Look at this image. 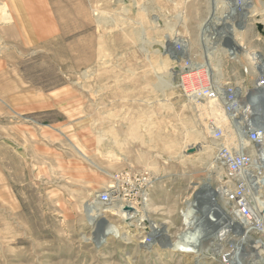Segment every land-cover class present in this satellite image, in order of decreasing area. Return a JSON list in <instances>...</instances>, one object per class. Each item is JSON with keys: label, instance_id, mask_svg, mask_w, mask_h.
<instances>
[{"label": "rangeland", "instance_id": "obj_1", "mask_svg": "<svg viewBox=\"0 0 264 264\" xmlns=\"http://www.w3.org/2000/svg\"><path fill=\"white\" fill-rule=\"evenodd\" d=\"M252 4L234 36L264 52V0ZM224 5L0 0V264H189L159 235L144 243L120 214L107 215L119 234L99 243L88 208L114 175L149 173L148 210L134 223L165 226L172 243L185 227L181 211L205 182L216 187L211 115L177 86L173 57L183 51L163 46L184 37L202 60L211 37L201 28ZM232 52L238 59L223 56L222 73L236 82L250 62Z\"/></svg>", "mask_w": 264, "mask_h": 264}, {"label": "built area", "instance_id": "obj_2", "mask_svg": "<svg viewBox=\"0 0 264 264\" xmlns=\"http://www.w3.org/2000/svg\"><path fill=\"white\" fill-rule=\"evenodd\" d=\"M235 1L240 3L244 0ZM225 3L227 5L224 6H227L228 9L225 14H231L226 18L232 19L229 24L234 26V33H236L238 28L235 23L238 24L243 20L242 15L238 12L242 6H237V9L232 10L231 4L226 1ZM204 27L203 24L201 30L211 39L209 42H203L202 60L197 61L192 58L190 43L184 37H178L183 39V43L176 42L178 38L174 41H167L163 49L170 54L184 51L173 57L175 66L178 68L177 86L181 92L192 101L212 100L215 104L218 103L228 118L226 121H229L230 127L227 126V128L228 133L232 134L231 140H226L220 129L212 133L213 139L217 141L211 164V171L217 174L216 187L214 188L216 195L211 197L212 203H218L226 208L234 219L255 222L256 224L253 226L255 233L262 236L264 235V231H262L264 225L261 226L257 223L260 214L257 216L256 213L260 210L264 212V77L257 80L255 84V80L251 81L250 86L244 89L239 88L242 91L238 95L237 86L239 85L233 84L234 81L231 79H225L222 73L223 56L227 61L238 59L237 53L232 52L234 47L229 45V43L232 45L233 43L225 35L210 29L206 30ZM232 41L236 42V39ZM171 42H175V46L173 43L170 46ZM244 44V49L239 51L245 58L247 55L252 58L249 52L260 53L264 56V52ZM209 54L212 55L211 59ZM221 54L222 56H220ZM252 61L254 66L259 65L257 59L253 58ZM247 70L248 68L244 66L243 74L251 73H248ZM199 71H206L210 81L203 90L195 91L200 88L198 83L190 84L188 81ZM255 71L256 76L259 77V72L256 69ZM236 81L243 82L246 81V78L239 75ZM258 109L260 111L257 113ZM113 179V183L108 188L98 192V201L106 208L115 211L120 210L119 206L123 204L131 205L134 209L130 213L137 214V218L140 214L144 215L148 210L154 177L149 173L135 174L126 170L114 175ZM193 204L194 201L190 202L188 207L181 211L183 220L186 215L188 216V211ZM191 215L187 218L191 219ZM139 225L143 234H146L143 241L152 242L158 238L154 233L157 225L151 223L149 219L142 218ZM186 228H183L182 232Z\"/></svg>", "mask_w": 264, "mask_h": 264}, {"label": "bare ground", "instance_id": "obj_3", "mask_svg": "<svg viewBox=\"0 0 264 264\" xmlns=\"http://www.w3.org/2000/svg\"><path fill=\"white\" fill-rule=\"evenodd\" d=\"M225 1L231 4L232 10L237 9V6H242L241 10L238 12H240V15H242L243 22L238 23L237 28L239 30H245V21L251 16L249 9L253 6V0H244L240 3L235 0ZM230 15V13H221L220 9L218 10L216 8L213 11L209 21L206 22L204 28L206 30L210 29L216 31L218 34L225 35V37L231 40L233 43L232 45L227 40L229 45L234 47L233 50H242L244 49L245 44L241 43V40L236 42L232 41L236 39L234 36L235 28L232 24H229L225 21V18ZM249 54L252 58L249 57L250 63L245 67L248 68V73H251L249 75H245L243 73L242 75L240 74V77L246 78V81L239 83L233 82V84L239 85L237 86V91H239L237 92L238 95L242 89L250 86V83H252L251 81L255 80V84L257 80H260L261 77H264V56L256 52H249ZM209 56L211 59L212 55L210 54ZM253 58L257 59L259 65L254 66L252 61ZM255 69L259 72V77L258 75L256 76L257 72ZM225 79H227V77H225ZM209 81L210 79L208 78L206 71H199L195 73L188 82L190 84L198 83L200 88L195 91H200L209 84ZM195 102L202 104L203 111L211 115V118H209L210 116L208 117L210 121L208 124L210 129L212 126L211 133L215 132L217 129H220L224 133L225 139L228 141L231 140L232 134L228 133V128L230 127L229 121H226L228 118L222 112L218 103L215 104L212 100H198ZM252 104L256 105L257 103ZM205 107H208L209 110L207 111ZM250 108L252 109V107ZM259 111L260 110L258 109L256 112L258 113ZM215 195L216 192L214 191L213 186L210 183L205 182L202 188L197 192L194 199V204L189 209L188 216L186 215V218L183 221V224L187 228L184 232L180 233L178 240H175L172 243L169 241V243H167V229L162 225L155 227L154 233L156 234V237L159 235L161 239L160 241L162 243L168 244L170 247L176 250V252H180L182 255L188 257L189 264H201L204 263L207 258H213L215 262H219L220 264H264V243H262L260 240H256L255 237L252 236L253 234H256L255 227H253L256 223L243 219H234L226 208L222 207L218 203H212L211 197ZM128 208L132 210L134 209V207L131 205L123 204L122 206H119L120 210H116V212L112 213L109 208L103 206L98 200L91 202L88 208V217L90 218L91 223H93L97 228L95 236L99 243L105 242L109 238V235H118L120 232L116 228L111 227L112 223H110L107 218V215L110 213L115 215L120 214L121 220L132 230L141 228L139 224L134 223L136 221L135 219L137 218V214L130 213ZM256 214L257 216L260 214V216H258L259 220L257 223H259L261 226L264 225V212L260 210L257 211ZM190 215L191 219H188L187 217ZM262 231H264V227H262ZM185 235H187V237H185ZM259 237L264 239V235ZM156 241H158V238L154 240V242ZM143 242L146 243L147 241ZM229 246L231 247L230 250L227 249ZM207 248L208 251L206 252L205 249ZM181 249L183 250L181 251Z\"/></svg>", "mask_w": 264, "mask_h": 264}, {"label": "water", "instance_id": "obj_4", "mask_svg": "<svg viewBox=\"0 0 264 264\" xmlns=\"http://www.w3.org/2000/svg\"><path fill=\"white\" fill-rule=\"evenodd\" d=\"M258 28H259L260 31H263V24L258 23ZM189 151L190 152H193L194 151V148H191ZM128 210L132 211V209H130V208H128Z\"/></svg>", "mask_w": 264, "mask_h": 264}, {"label": "crops", "instance_id": "obj_5", "mask_svg": "<svg viewBox=\"0 0 264 264\" xmlns=\"http://www.w3.org/2000/svg\"><path fill=\"white\" fill-rule=\"evenodd\" d=\"M159 2H160V0H159Z\"/></svg>", "mask_w": 264, "mask_h": 264}]
</instances>
